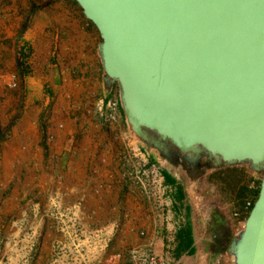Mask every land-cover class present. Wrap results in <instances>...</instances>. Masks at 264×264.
Returning a JSON list of instances; mask_svg holds the SVG:
<instances>
[{"label":"water","instance_id":"1","mask_svg":"<svg viewBox=\"0 0 264 264\" xmlns=\"http://www.w3.org/2000/svg\"><path fill=\"white\" fill-rule=\"evenodd\" d=\"M98 32L131 133L193 167L247 165L259 188L228 247L264 264V0H73Z\"/></svg>","mask_w":264,"mask_h":264},{"label":"rangeland","instance_id":"2","mask_svg":"<svg viewBox=\"0 0 264 264\" xmlns=\"http://www.w3.org/2000/svg\"><path fill=\"white\" fill-rule=\"evenodd\" d=\"M81 19L85 18L73 0H0V264H57L56 260L81 257L100 261L127 250L140 238L135 204L121 205L127 223L116 220V210L103 213L107 205L97 202L104 192L99 187L102 182L88 185L87 173L84 177V171H78L88 157L72 153L76 146L73 133L78 127L77 114H73L76 109L71 108L75 91L57 75L55 66L69 57L60 51L63 32L70 30L71 21ZM80 98L99 102L98 96L82 93ZM64 100L70 102L69 108L62 106ZM32 105L38 107L30 108ZM96 107L86 108L83 118H95L108 126ZM116 123L109 125L114 129ZM123 129L131 133L128 127ZM131 135L144 154V196L154 202L159 193L152 188L155 177L148 160L161 172L172 171V167ZM61 149L65 151L59 153ZM119 154L121 163L127 165L126 152ZM205 162L201 160V164ZM62 165L68 173L63 188L56 177ZM173 173L181 183L200 179L199 170L180 165ZM231 174L214 175L211 180L231 179ZM255 177L258 192L260 175ZM130 181H134L133 172ZM222 192L228 199L227 191ZM57 196L62 203L49 200ZM92 211L97 214L91 218L80 215ZM56 213H63V219H56ZM86 231L91 233L89 238ZM73 244L90 247L78 252L70 248Z\"/></svg>","mask_w":264,"mask_h":264},{"label":"crops","instance_id":"3","mask_svg":"<svg viewBox=\"0 0 264 264\" xmlns=\"http://www.w3.org/2000/svg\"><path fill=\"white\" fill-rule=\"evenodd\" d=\"M67 27L70 30L63 32L64 39L60 43V51L63 54L66 52L69 57H63L61 63L55 66V71L57 75L62 76L63 81L68 82L70 89L75 91L71 108L76 109L73 114H77L78 127L73 133L76 146L72 153L88 157L82 166L84 170H78L84 171V177L85 172L87 173L88 185L92 182L94 185L98 181L102 182H99V185L102 184L99 187L104 188V192L97 198V202L107 205L103 213L109 215L116 210L113 213H118L116 220H124L126 214H122L121 205L134 203L136 228L142 229L148 236L156 234L162 238L166 232L173 231L174 240L167 242L172 249L165 252L166 258L172 264H233L228 247L243 228L246 219L245 204L255 200L256 173L247 165L213 168L205 163L199 169V180L181 183L175 178V168L172 167V171L167 169L161 172L163 182L159 196L168 203V221L164 224L157 219L154 202L144 196V181H140L138 175L134 181H130L132 170L128 165L121 163L120 151H125L129 157L128 147L138 146V141L123 129L127 125L120 107L117 84L105 82L97 51L99 34L87 19L73 20ZM46 45L48 47L49 42ZM82 93L87 97L98 96L97 104L108 100L119 103L120 114L114 129L110 125H102L95 118H83L86 108H94L97 104L95 98H80ZM62 102L64 108H69V101ZM33 107L38 105L30 106ZM69 125L66 120L65 127ZM82 127H85V130L82 131ZM52 132L57 136L61 135L56 129H52ZM63 151L65 150L61 149L59 153ZM65 169L62 165L56 170L60 174H56V177L62 181V188L63 181L68 176ZM224 173L233 175L231 174V179L211 180L214 175L223 177ZM165 177H169L170 181ZM223 190L227 191L228 199L222 196ZM49 200L57 204L62 203L58 196ZM95 214L96 211L81 213L86 218ZM63 216V213H56L55 218L63 219ZM141 241L139 238L138 242ZM58 261L56 260L57 264Z\"/></svg>","mask_w":264,"mask_h":264},{"label":"built area","instance_id":"4","mask_svg":"<svg viewBox=\"0 0 264 264\" xmlns=\"http://www.w3.org/2000/svg\"><path fill=\"white\" fill-rule=\"evenodd\" d=\"M12 86L14 87L15 84H12ZM96 111L100 119L105 124L109 125L112 123H116L119 119V103L115 100L100 102L96 107ZM128 153L129 157H124L125 163L134 173V179L135 176L138 175V179H140V181H143L145 159L142 150L138 146L132 145L128 147ZM150 165L151 166L149 168L151 170V173H153L155 177V180L152 182V188L160 193V191L162 190L163 182L162 173L157 168H155L153 164ZM135 171L138 173L136 174ZM132 172L130 173V176ZM252 204L253 202H247L245 204L244 212L246 216ZM154 208L157 219L166 224L168 221V203L162 198V196L156 197L154 199ZM124 218L126 219V215L124 216ZM125 219L123 221H125ZM116 225L119 226V224ZM117 228L118 227H116V229ZM86 234L88 238L91 235L90 231H86ZM139 236L142 239L141 242H138L137 244L127 248V250L123 252L109 254L103 260L95 261L91 259H84L83 257H81L80 259H72L66 261L61 259L58 261V264H172L166 258L165 252L172 249L171 246L167 245V242H172L174 240L173 231H170L169 233L166 232L164 238H162L156 234L153 236H148L146 235L145 231L139 229ZM89 247L90 245L85 247L78 244H73L70 246V248L78 252H83L86 248L89 249Z\"/></svg>","mask_w":264,"mask_h":264},{"label":"flooded vegetation","instance_id":"5","mask_svg":"<svg viewBox=\"0 0 264 264\" xmlns=\"http://www.w3.org/2000/svg\"><path fill=\"white\" fill-rule=\"evenodd\" d=\"M146 148H148L146 145H144ZM150 149V148H149ZM150 150H152V149H150ZM153 151V150H152ZM164 159H166V158H164ZM166 161H167V163L171 166V167H177V166H183L184 168H186V169H188V170H190V171H195V172H197L199 169H200V167L202 166V165H204L205 163L207 164V162H205L204 164H201V161L199 162V164H197V165H195V166H193V167H191V166H189V164L187 163V162H185L184 160H183V158L179 155V154H174L173 156H171V158H169V159H166ZM199 168V169H198Z\"/></svg>","mask_w":264,"mask_h":264},{"label":"trees","instance_id":"6","mask_svg":"<svg viewBox=\"0 0 264 264\" xmlns=\"http://www.w3.org/2000/svg\"><path fill=\"white\" fill-rule=\"evenodd\" d=\"M148 161H149V164H153V163H154L153 160H150V159H149ZM165 179H166L167 181H168V180L170 181V178H169V177H167V178L165 177ZM256 195H257V194H256Z\"/></svg>","mask_w":264,"mask_h":264}]
</instances>
